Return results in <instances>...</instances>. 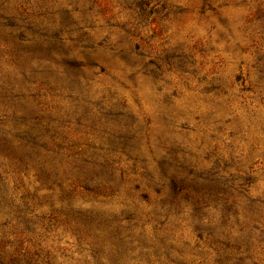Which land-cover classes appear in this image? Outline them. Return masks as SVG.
<instances>
[{
	"label": "rangeland",
	"instance_id": "obj_1",
	"mask_svg": "<svg viewBox=\"0 0 264 264\" xmlns=\"http://www.w3.org/2000/svg\"><path fill=\"white\" fill-rule=\"evenodd\" d=\"M0 264H264V0H0Z\"/></svg>",
	"mask_w": 264,
	"mask_h": 264
}]
</instances>
